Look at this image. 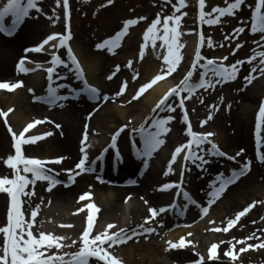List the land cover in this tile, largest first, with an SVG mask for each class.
<instances>
[{
	"label": "bare ground",
	"instance_id": "obj_1",
	"mask_svg": "<svg viewBox=\"0 0 264 264\" xmlns=\"http://www.w3.org/2000/svg\"><path fill=\"white\" fill-rule=\"evenodd\" d=\"M4 2H6V0H0V4ZM211 2L212 0H209L210 4ZM253 2H257V0H246V4L242 8V12L249 11V5L252 6ZM132 3L133 4L131 6H125L121 0H113V2L111 4L108 3V6H105L107 8L102 11L103 13H101L100 17H103V19L101 21H98L97 19H95L93 22L92 19L87 21L88 25H92L93 27L99 29L98 35L101 42L112 38L110 37L112 34L108 33L112 32L113 30H117V28L118 30L122 29L124 21L126 20H120L119 16L124 14L125 10L130 12L139 11L140 8L139 4H137L138 2ZM221 3L222 5H226L225 0H222ZM53 4L56 6L55 0L53 1ZM135 5H137V7H134ZM80 7L82 8V11L86 9L84 3H79V5H77L78 9ZM183 9L184 12L187 13V16L185 18L186 22L185 24H182V27H186L191 31L196 30L194 25L198 22L199 16L197 15L196 19L193 18L196 16L197 11L199 10L195 9L192 0L188 1L187 7ZM206 11H211V8L209 7L206 9ZM56 16L60 17L59 20H57L56 17L53 19L45 18L37 20V18L29 16L23 21V23L19 26V30L13 35L7 36L3 33H0V50H2L4 53L0 57V76L5 77L7 80L6 82L13 81L11 83H15L22 79L24 85L15 89L14 91H10V94L6 93L4 90H0V110H2L0 111V132L2 133L0 136V153L4 155L7 154L9 156V154H11L14 150L15 155L14 139L12 133L8 129L9 125L11 126V130L13 132L16 134H21L29 123H34L37 120L44 121V123L36 125L33 129L29 130L28 133H25L27 138L33 135L45 136L49 132L53 134L51 136H46L45 139H42L34 144L24 145L23 152L25 156L31 154V156L28 158H39L44 160L55 159L58 157H67V159H65L62 164L49 165V167L60 173L58 179L62 181L64 176L69 179L68 173L65 170L72 169L71 166L74 164L72 163L73 160L75 161V159L81 158L82 154L80 152L81 146L79 145V141L81 140V133L85 128V124H87V128H90L87 130L89 137L91 135L95 137L90 141L92 149L91 153L89 154L90 161L97 158L96 155H94L97 148L100 147L105 149L108 147L115 132L118 131L123 125L129 124V121H131V123L124 131L122 137H128L129 134L130 137H135L137 140V145L138 147L140 146L139 149H141V146L143 147L142 138L139 132L134 130L139 129L142 125L145 127L151 126L152 122L149 121L148 124L145 125V120H147V118L153 114V109L156 107L160 99H162L163 96L166 95L169 90H171V88L178 84H176L174 81H170L169 79H163L157 82L151 89L143 93L139 99L131 100V97L139 88L137 87V89H134V91L131 92V96L129 95V92L127 101L123 105H116L110 108L113 112L110 117L103 114L101 111L96 112L90 99H85L86 96L84 95L79 99L64 101V107L50 106L39 100L35 102L34 98L44 97L47 94L49 81L47 79L46 69L51 67V65L47 62L51 59L49 53L54 51L51 49V44L58 43L59 41H52L49 45H46V52L24 53V51L25 49H31L39 45L48 35L54 33L67 34L66 25H68L69 22L66 16V10L64 11L62 5L60 8L56 9ZM5 22L10 25L11 17L6 18ZM179 31L184 33L182 28ZM77 33L78 32H75L73 39L75 46L73 51L78 57L79 62L85 71L88 82L93 86H98L102 80L100 74L102 72L101 70L103 69V72L105 73L103 75H107L109 71L108 66L111 62H107L108 65L105 64L103 68L102 66L104 59L95 53L86 52L85 47H83L82 36H78ZM135 35L136 33L132 34L130 41L129 38L127 39L126 45H129L130 48H132L133 44H136V42L139 40V37ZM160 35H163V32L160 31ZM190 36L192 35H189V37L185 38L183 41L180 36V43L184 44V47L180 50V53L181 55L186 53V57H184V64H182L180 67L178 66L177 72L179 70H183L186 71L187 74L191 70V65L194 62L195 56L189 57V55L192 56L193 54L194 49L192 44L196 40L195 37ZM161 43L162 42L160 40H157V47L155 51H153L151 44L148 45L143 60L139 58V54H133L130 58H118L113 61L114 63L117 62V64L111 69H113V71H117L116 66L119 65L120 70L121 68H124L125 70L130 71L132 75L138 71V77L141 79V85L142 83L150 81L156 74L160 72L163 66L162 56L165 50L159 47ZM184 49L185 53L183 51ZM17 54L27 58L25 59V68L36 69L37 64L41 65V68H38L35 71L24 72V74L21 75L20 72L16 70L17 68H13L11 62L13 57ZM59 54L64 59H67L66 49H61ZM158 55L161 58L158 59ZM18 58H16V62L18 61ZM129 60L133 62L131 68L126 67ZM187 62H190L188 65L189 67L186 65ZM57 72L60 73V75H67L69 78L70 73H72L69 71V69L63 67L57 68ZM186 74H184L181 78L183 79ZM198 75L199 72H197V76L194 77L195 80L197 79ZM120 77H122V75H119V80ZM261 77L262 78L257 81L255 86L252 87V91H250V93L249 90H247L246 93L244 92L237 97L239 98L238 103L243 104L240 107V116L244 122L243 128L237 130L236 133L234 132L231 140L229 141L224 137V133L221 135L218 134L217 136L218 140L216 141L219 144L221 143L220 145L224 146V148L230 150L232 148H236V153L244 150L243 154L237 158L239 163L233 161L229 163L228 159H225L224 157L210 158L212 162L204 171H201L194 165H189V167H191V171H187V173H185L186 185H189L188 187H193L195 189L193 190L194 194L196 193L195 200L198 201L200 205L207 207V193L210 191L209 185L213 182L217 175L219 173L230 175L233 169H239L244 162L251 159L252 164L249 176L241 178L235 184L230 185L217 200V203L215 202L212 204H216L217 208L215 207L209 209L207 215L202 216L201 209L195 205H192L186 210L182 211V209H184V205L186 204L184 203L175 210L170 209L169 212L158 216L152 221L151 225H144V221L150 216V213L148 212L149 207L157 206L159 208L169 207L172 205L171 203L167 204V200L165 199L167 195H165L164 192L160 191L158 194L157 192L150 189L152 188L151 182H155V184H165L172 182L179 183L181 174L184 173L183 160L178 158L177 163L173 165L174 174H169L168 176L164 175V173L167 171L168 164L175 147L187 142L185 135L187 126L185 123L181 122V118L179 116L181 114H177L175 112L170 113L171 115L176 114L175 120L172 121L171 124V134L178 137V140L176 139V141L173 142L172 138H170L171 134H167V136L164 137L166 140L164 145L168 144L171 150L169 149V152L168 150L164 152L165 148H162V146L148 162L149 166L147 170L143 169L142 162H131L127 168L121 170V173H123L121 177L126 178V180H122L120 177H118V173H113L109 170L104 171V173L95 172V175L92 177L85 176L80 178L81 183H78L82 188H86L84 191H87L88 189V193H91V200L79 201L80 196L74 197L71 193V190L65 193L64 189L59 188L61 190L55 195L54 200L52 202L50 201L51 203H49L50 197H46L45 195V193L48 192L45 190L48 186L47 182H37L35 186V193H37L38 196H41V198H36L33 200L32 210H34L37 205L42 206V208H40L37 216V223L33 228L34 234H37V230L43 231L45 233H51L59 237H65L63 243L71 244V241H73V239L77 236H81L82 232L87 227V214H91V209L87 208V204L94 203L98 207L99 211L93 221L92 235L104 231L108 224L117 225V228L111 230L112 232L118 231L120 229H127L129 234L133 235L132 240H128L127 243H123V257L121 260L125 264H177V262L185 263L188 260H191L190 264L196 263L200 256H204V251L207 250L209 254L207 247L210 244V240H212L214 237V226L218 225L217 223H219V226H221V223L225 224L233 217L230 214H226V211L230 207L228 204L235 203L239 205V200L243 201L245 198L250 200L251 196L249 194L254 187H256L258 191L262 190V187H264V163L257 162V158L253 153V149L251 148L247 132V127L249 126L248 121L250 117L247 116L248 111L252 109L256 100H260L259 94L261 92L262 86H264V75H261ZM54 80L56 81V84L53 86H56L60 83L68 84L66 83V80H59L55 76ZM255 81L256 79L253 82ZM0 82H3V80H0ZM80 86L81 82L77 81V83H75L72 87L78 88ZM103 88L105 89L101 91L103 95H108L111 100L115 99V96L109 92V85H105ZM29 89H32L33 91L30 92ZM60 94L71 95V92L68 89H60ZM208 97L209 96H204V103ZM236 100L237 99L235 98L233 101L234 104L237 103ZM194 101L195 98L189 102V105L191 106ZM186 106H188L187 103ZM193 106H198V104ZM62 108L63 110H61ZM103 109L104 108L101 110ZM9 110L12 111L9 112ZM46 110L50 111V114H47L45 112ZM4 112H9L7 123L3 117ZM192 112V116L195 119L198 115L203 113L205 114L206 110L198 108L195 110L193 109ZM52 113L53 116H57L59 120L48 123V119ZM163 113L164 112L157 110L156 114L161 116ZM208 113L212 115L211 112ZM208 113H206L205 118L209 116ZM119 122L122 123L121 126H118ZM200 124L201 121L198 120L197 122H192L193 128L195 127L199 131H203V128H205L207 124L203 128L200 127ZM56 125H60V127H56ZM79 125L81 126V133L80 131L77 132L80 128ZM215 126V129L223 128L222 125L216 124ZM262 131L264 134V128ZM251 134L252 132L250 131L249 136ZM182 139L184 140L183 142ZM230 144L233 147H231ZM227 145L229 147H227ZM6 169L7 176L12 177L15 175L14 170L9 169L8 167H6ZM142 171L143 175H141ZM98 174L102 176L104 181L103 183L97 179ZM193 176L196 178L195 181H193L195 178L192 179ZM130 180H136L137 183L129 184ZM240 186L241 188L244 187L240 189L244 191H239ZM245 187L247 188L245 189ZM29 190H31V185L29 186ZM174 191H179V189L174 188ZM120 193L125 194L120 195ZM159 195L162 197V199L159 198ZM139 196H143L144 199H141ZM129 197H131V199H128ZM181 198H183V193H181ZM220 199L226 201L223 202ZM41 200H43V203H41ZM144 200H147L148 204H145ZM178 203L180 205L183 203V200H179ZM9 204V196L6 193H0V226H4L7 223ZM81 207L85 208V211L80 212L79 214H74L77 212V209ZM32 210L26 209L24 211L25 217L29 221L31 220ZM240 220L241 228L247 230V234L249 236H252L253 233H256V229L251 227L246 216L241 217ZM210 221L214 223H210ZM142 225L145 228L154 227L156 228V232L150 234L144 232L142 235H136V230L140 229L143 231L141 228ZM189 233H191V235H189ZM181 238L185 240L187 247L180 249H170L168 242L171 241L173 243H178ZM2 243L3 236L0 235V246H2ZM217 243L220 245L219 258L226 259L228 257V255H225V253H227V242L220 243V241H218ZM80 246L81 243L78 241L77 244L72 248H62L59 251L52 249L50 252L46 253V256L54 254L62 255L66 252H75ZM104 247L108 248V245H105ZM108 250L113 254V247L109 248ZM65 258L67 259L68 257ZM246 262L247 260H244L243 264ZM91 264H103V262L93 258L91 260ZM205 264L224 263H220L218 261H208L205 262Z\"/></svg>",
	"mask_w": 264,
	"mask_h": 264
},
{
	"label": "snow or ice",
	"instance_id": "obj_2",
	"mask_svg": "<svg viewBox=\"0 0 264 264\" xmlns=\"http://www.w3.org/2000/svg\"><path fill=\"white\" fill-rule=\"evenodd\" d=\"M41 0H6V2L0 4V33L4 35L11 36L13 35L18 27L23 23L25 18L30 16V12L35 10L37 13H41L43 10L38 6ZM87 2V0H85ZM113 0H108V3L111 4ZM171 2V0H169ZM226 7H214L210 12L205 11L206 9V0H199V21L201 26L207 24L208 26H214L221 22L223 17H232L235 16L237 11L242 10V7L246 4V0H225ZM56 8H60L61 5L66 10V16L68 19L67 34L54 33L48 35L39 45L31 48L25 49V52H35L41 53L46 52V45H49L52 41H59L58 43H52L51 49L54 51L50 52L49 55L51 59L47 62L51 65L46 69L47 79L49 81L47 94L44 97H36V100H39L43 103H46L50 106H59L64 107V101L71 99H79L81 95L88 96L89 99L99 101L101 99L100 90L90 84L87 80L85 71L81 66L78 57L75 55L70 41L72 40L71 32V8L70 0H55ZM173 13L167 15L163 19L162 31L163 35H160L161 29L158 25L161 24L160 14L158 13L156 18L151 21L150 25L147 27L143 39L144 44L141 45L139 51V58L143 60L145 55V50L148 47L149 42L151 43L153 51L157 47V40H160L162 43L159 45L160 48L164 49L165 52L162 56L163 66L158 74H156L150 81L143 83L136 90L135 94L131 97V100H137L141 97L143 93L151 89L157 82L165 79L168 76H171L178 68L180 62L183 60V56L180 53V50L184 47V44L180 43V36L183 34H193L182 33L179 31L181 26L182 16L187 15V13H182V15H176V12H179L180 9L187 7L186 0H176V3L172 4ZM249 8H252L249 5ZM56 9H53L55 13ZM11 17L10 25L7 24L6 18ZM52 19V17H48ZM59 16H56V19L59 20ZM146 19V17H138L135 19H128L124 21L122 29L116 33L112 38H109L102 43L96 46L97 50L107 49L110 53H114V49L121 46L122 39L128 35L129 28L138 24L141 20ZM171 22V26H170ZM242 24H247V21H241ZM245 32V27H237L234 29L233 35L243 34ZM251 34L255 35L257 33L262 34L261 39L255 41V43L264 47V0H257L254 11L251 17ZM231 36H226V40H230ZM238 39V36H237ZM205 34L203 30L199 33V46L202 50L205 47ZM207 46L209 48L214 47H224V44L216 45L211 39L208 40ZM243 44H237L236 50L232 52V55H235ZM59 49H66L67 59H64L59 54ZM254 55L245 60H237L232 63L230 66L226 65L224 61L229 59L228 56L223 58H207L202 54L201 51H197L194 62L191 65V70L186 74V76L180 81L178 85L171 88L166 95L158 102L156 107L153 109V114L150 115L147 120H145V125L151 121L150 127H145L142 125L139 129L134 130L138 131L142 141L143 148L136 149L135 154L136 158L143 163V169L147 170L149 166V161L153 158V155L166 143L164 137L171 132L170 124L175 120L174 115H167L164 118L159 117L156 113L157 110L165 113H175L177 108L181 109L184 113L183 123L187 125L185 135L189 138L186 143H183L175 147L171 159L168 164L167 171L164 173L165 176L169 174H174L173 165L177 163L178 158H181L183 153V164L184 171H191L189 165H194L196 168L201 171L205 170V166L210 164L212 161L210 158H219L224 157L233 162L239 163L238 156L243 154L244 150H241L236 154V156H229L227 153L222 151L220 147L211 139L215 134L200 133L194 131L191 121L189 119L188 108L186 107V101H191L194 97L199 100L200 104L204 103L202 96H197V93L200 89L208 91L209 89L214 90L215 87L219 84L233 82L238 78L240 68L245 64H252L253 61H256L259 57V63L252 67L249 74L244 77L245 88L247 85L251 84L254 79H256V73L259 71L260 75H264V51L257 52L256 49H253ZM158 59L161 58L159 55ZM26 57H22L17 65L18 71L28 72L35 71L41 67L37 64L36 69H28L23 67L24 60ZM203 61V63H202ZM132 61L130 60L126 67H132ZM63 67L69 69L73 73L75 79L78 82H81V86L76 88L72 87L70 84L60 83L56 86V81L54 76L59 80H68L67 75H60L57 72V68ZM199 71L198 79L194 81V77L197 76ZM116 70L119 71V65L116 66ZM115 72L109 75L107 78L111 80ZM139 74L135 73L132 76V80L135 81L138 79ZM23 82L17 81L15 83L11 82H0V90L14 91L15 89L22 87ZM128 81L125 80L122 82L119 90L114 94L115 97L121 96L127 87ZM60 89H69L71 95L60 94ZM32 92V89H29ZM185 93L187 94L185 96ZM102 99L108 101L110 97L108 95H103ZM131 102V101H129ZM221 103H223V97H221ZM213 109L218 111L216 105L210 106ZM230 107V105H229ZM2 111V110H0ZM12 110H9V112ZM9 112H4L3 117L7 123V118ZM91 115V114H89ZM213 117L209 115L207 119L203 120L200 124V127L203 128ZM256 122V157L257 162L264 163V152H261L262 142L260 137V131L262 124H264V101L261 102L259 107V112L257 115ZM44 123V121L37 120L34 123H29L23 132L17 135L11 130L9 125V131L12 133L14 139V149L15 155H9L4 161L6 167L14 170L15 175L3 176L0 177V193H6L10 198L9 210L7 214V223L4 226H0V235L3 236V243L0 246V264H91V260L94 258L98 261H102L103 264H121V260L113 255L108 249L114 247L117 244L127 243L128 240L133 239V235L129 234L127 229H120L118 231L112 232V229L117 228L115 224H108L107 228L99 232L98 234L92 235L93 233V221L96 218V214L99 209L94 203H88L87 208L91 209V214H87V227L82 232L80 236L81 246L75 252H66L62 255L54 254L46 256L47 252H50L52 249L59 251L62 248H72L77 244L76 240H73L71 244H65L63 241L65 237H59L51 233H45L43 231H38L37 234H34L33 228L37 223V216L40 211V206L37 205L34 210L31 212V220L29 221L25 217V213L22 210L26 200L23 198H30L34 196L35 186L37 182H47L46 191L51 192L54 187L59 184H64L65 187L70 186L72 183H75L76 177L84 173H94L97 171V164L102 162L105 158V154L109 149H115L120 160H123V156L120 154V151L117 147V141L120 138L121 134L129 127V124L123 125L111 138V143L103 150L100 156L96 159L91 160L89 158V153L87 149L91 147L88 141V131L87 124H85V131L83 133V138L81 140V158L73 169H66L68 173V182L61 181L58 179L60 176L59 172H56L49 165H58L62 164L67 157H58L55 159H39V158H28L24 155L23 146L34 144L42 139H45L46 136H51L53 133L49 132L45 136L33 135L29 138H25V133H28L29 130L33 129L36 125ZM60 127V125H56ZM251 159L244 162L239 169H233L230 175H225L224 173H219L213 182L209 185L210 191L207 193V207L200 205L189 192L184 188L185 184V175L181 174L179 183H165L161 185L157 190L158 191H170L174 188L179 189L176 193L177 203H173L169 207H149L148 212L150 216L144 221V225H151L152 221L155 220L158 216L163 213L169 212V210H175L179 207L178 201L180 200L181 193H183V198L187 202L184 205L186 210L188 207L195 205L201 209L202 216L207 215L209 207L218 200L222 194L227 190V188L236 183L241 177L245 176L251 170ZM143 175V171L141 172ZM97 179L100 182H104L102 176L97 175ZM136 180H130L129 184H136ZM31 185V190L29 186ZM128 199H131L129 197ZM141 199H144L141 197ZM91 200V193L82 194L79 197V201ZM43 203V200H41ZM49 203H51L49 201ZM145 204H148L147 200H144ZM256 202H253L252 205L245 207L242 211L238 212L234 220H229L227 226L222 229L224 232H228L229 229L235 225L241 217L245 216L255 205ZM85 208L81 207L77 209V212L74 214H79L84 212ZM210 223H214L210 221ZM63 226V225H62ZM143 231L140 229L136 230V235H142L144 232L154 233L156 228L141 226ZM215 231H221L220 228L214 229ZM191 235V233H189ZM255 237L257 240L260 237L255 236V233L252 236H249L245 239L238 241L237 243L245 244L247 240H251ZM170 249H180L187 247L185 240L180 239L178 243L168 242ZM223 243V242H222ZM108 245V248L104 246ZM218 244H212L209 249V257L212 261L218 260ZM233 249L235 244H233ZM248 248H264V242L259 245H247ZM245 248H241V252L245 251ZM199 255V254H197ZM225 255L232 256V251L225 253ZM65 257H68L67 259ZM235 259V257H233ZM196 264H205L204 256H200L199 260L196 261Z\"/></svg>",
	"mask_w": 264,
	"mask_h": 264
},
{
	"label": "rangeland",
	"instance_id": "obj_3",
	"mask_svg": "<svg viewBox=\"0 0 264 264\" xmlns=\"http://www.w3.org/2000/svg\"><path fill=\"white\" fill-rule=\"evenodd\" d=\"M54 0H41V2L39 3V7L43 10L41 13H37L35 10H32L30 12V16H33L35 18H37V20L40 19H45L48 17H52V19L55 17L56 13L53 12L54 4H53ZM78 2H80L81 0H77ZM101 1V3L99 4H93V2H85V0H83L84 4H86V10L83 13H77L76 10H79L82 8L80 7L79 9L76 8V10L74 11V27L77 30V34L78 36H82V43H83V47H85V51L88 53H95L96 55H100L104 60H103V68L105 66V64L108 65L109 61L111 63H109L108 66V74L107 75H103L105 74L103 72V69L101 70L102 72V87H100V92L105 90L103 87L105 85H109L110 86V90L109 92H111V94H115L118 90L119 87L121 86L122 82L127 80L128 84L126 87L125 92L118 97H115V99H110L108 101H104L102 99L103 97V93L101 92V99L99 101H93L91 100V103L93 104L96 112H103V114L107 115L108 117H110L113 112L112 109H110L111 107H114L116 105H123L126 101H127V97L128 94L130 92V96L132 95L131 92L134 91V89H137V87H139L141 85V79L138 77V79H136L135 81L132 80V75L130 71L125 70L124 68H121V70L119 69V71H113V69H111L112 67H114L116 63H114L113 61L118 59V58H130L133 54H139L140 51V47L142 44L145 43L144 39H143V35L147 29V27L150 25L151 21L154 20L157 16V14H160V19H161V24L158 25V27L160 29H162V25H163V19L165 16L167 15H171L173 13V7L172 4L176 3V0H171V2H169V0H121L122 3H124V5L126 6H131L134 2H138L137 4H139V11H128L125 10L124 14H121L119 16L120 20H128V19H135L138 17H146V19L141 20L138 24L131 26L129 28V33L128 35H126L122 41H121V46L114 49V53L112 54L110 53L107 49H102V50H97L96 46L100 43H102L99 40V29L93 27L92 25H88L87 21L89 19H92V22L95 21V19H97L98 21H101L103 19V17H100L101 13H103L102 11L105 10L108 6L107 2L108 0H99ZM96 1V2H99ZM222 0H212L211 2V10L214 7L220 6V7H226V5H222ZM95 3V2H94ZM255 2L252 3V8H250L249 11L247 12H242V10L237 11L235 16L232 17H223L221 18V22L217 25L214 26H208L207 24L205 25V31H208V35L209 38H206V42H205V47L202 50V54L204 56H206L207 58H223L225 56H228L229 59L227 61H224V63L226 65H231L232 63L236 62L237 60H247L249 57H251L252 55H254L253 49H256L257 52L259 51H264V47H261V45L255 43V41H258L261 39V35L262 34H251L250 32V27H251V17H252V13L254 11L255 8ZM79 4V3H76ZM134 7H137V5H135ZM56 9V8H55ZM128 9V8H127ZM56 12V11H55ZM180 12H176V15H180ZM241 21H247V24H242ZM181 24H184V21L181 20ZM170 26H171V22H170ZM237 27H245V32L243 34H235L233 35L234 29H236ZM182 28V27H181ZM180 30V29H179ZM120 30H113L112 32L108 33V34H112L110 37H114L116 35L117 32H119ZM183 31H185L183 29ZM187 32H189V30L186 29ZM185 31V32H186ZM138 32V33H137ZM161 32H163L161 30ZM133 33H136L135 36L139 37V40L136 42V44L134 43L132 48H130L129 45H126L127 39L129 38L130 41V37L132 36ZM185 34L181 35L182 41L185 39ZM226 36H231L232 38L230 40H226L225 37ZM238 36V39H237ZM98 38V39H97ZM211 39V41L216 44H224V47H214V48H209L207 46L208 40ZM128 41V42H129ZM133 42V41H132ZM138 43V44H137ZM264 43V42H262ZM151 43L149 42L148 45H150ZM237 44H243V47H241L238 51H236L235 55H232V52L236 50ZM147 50V48H146ZM145 50V51H146ZM185 53V51H184ZM3 51L0 50V57L1 55H3ZM20 56V54H17L16 56L13 57L12 59V66L13 68H16V58H18ZM183 56V60L180 62L179 67L184 64V57H186V53L182 55ZM108 60V61H107ZM130 61V60H129ZM108 62V63H107ZM113 62V64H112ZM259 63V57L256 61H253L252 64H248L245 63L239 71L238 74V78L233 81V82H228V83H223V84H219L215 87L214 90L209 89L208 91H204L202 95L203 98L204 96H209L208 99L206 100V102L204 103V105L202 106V104H200L199 100L196 99L195 97V102L194 105L198 106H194V110L195 109H202V110H206V113L211 112L212 113V119L208 122L207 126L205 127V131L214 133L215 135L213 136L215 139L218 140V134H223L224 133V137L227 138V140H231V137L233 136L234 132L236 133L237 130H240L241 128H243L244 122L242 120V117L240 116V107L243 104H239L238 103V99L237 98L240 94H243L244 92L246 93L247 90L252 91V87L255 86V84L258 81V77H260L261 75L259 74V71H257L256 75V81L253 82L249 85H247V87L245 88V81H244V77L246 75L249 74L250 70L252 67L256 66ZM113 72H115V75L113 76V78L111 80H109L107 77L109 75H111ZM120 72V73H119ZM20 73L22 74L23 71H20ZM137 73L139 74V72L137 71ZM185 74V72L183 70H179L177 72V70L171 75L168 76L169 78L171 77V79L175 82L180 81L181 77ZM119 75H122V77H120L119 80ZM141 75V74H140ZM73 76L72 73H70V78ZM0 80H3L4 82H6V78L0 76ZM8 82H13V81H8ZM143 84V83H142ZM107 89V87H106ZM262 92V93H261ZM261 92L259 94L260 96V100L259 101H255L253 104L252 109H250V111H248V115L249 117V126L248 128V137H249V142L252 148V144H253V140L256 139L255 136H253L252 134L249 136L250 131L252 132V130L256 129V122H257V115L259 112V107L262 101H264V86H262ZM221 97H223V103H221ZM237 99V103L235 101L236 104L233 103L234 99ZM27 99V98H26ZM28 100V99H27ZM27 104V103H25ZM200 105V106H199ZM211 105H216V107L218 108V111L216 109L211 108ZM230 105V107H229ZM246 105V104H245ZM1 108V107H0ZM3 108V105H2ZM102 108H104L103 110H101ZM63 110V109H61ZM67 111V110H65ZM65 111H61V112H65ZM46 113L48 112L50 114V111H45ZM57 112V111H56ZM60 112V113H61ZM55 113V112H54ZM206 113L198 115L197 119L198 120H205L207 118L206 117ZM208 115H210V113H208ZM165 116H167L166 113L163 114V116L161 118H164ZM202 118V119H201ZM48 123H52L55 122L58 119L57 116H53L52 115L49 117L48 119ZM118 126H121L122 123H118ZM222 125V129H215V125ZM103 125V124H102ZM263 125V124H262ZM117 126V125H116ZM114 126V127H116ZM79 129L77 132L80 131L81 133V126L79 125ZM4 132V131H3ZM84 131H82L83 133ZM81 133V135H82ZM2 135V133L0 132V136ZM77 137V134H76ZM229 137V139H228ZM78 140V138H77ZM79 141V140H78ZM231 147H233L230 144ZM227 147H229L227 145ZM226 151L229 153V156H235L236 153V148H232L227 149L225 148ZM264 152V150L262 151ZM9 155H13L12 153ZM31 156V155H30ZM8 155L7 154H1L0 153V177L3 176H7V169H6V165L4 163V161L7 159ZM78 158L75 159V161L73 160L72 163L73 166H71V168H75V165L78 163ZM77 161V163H76ZM209 165V164H208ZM208 165L205 166V169H207ZM4 168V169H2ZM83 175H88V173H84L81 176L83 177ZM193 175V174H192ZM195 178L194 176L192 177V179ZM196 178L193 180L195 181ZM63 181H67V179ZM198 181V179H197ZM81 183V181H79ZM152 183V188H150L153 191H157L158 187L160 185L155 184V182H151ZM83 185V184H82ZM243 185V184H242ZM241 185V186H242ZM239 188V191H244V190H240L244 187ZM251 187V186H250ZM64 189L65 193L69 190H71L72 195L74 197L76 196H81L82 194H85L88 192L84 191V189L86 188H82L80 186V184H76L75 187H71L72 189L66 188L64 186V184H60V186H56L52 189L51 192H46L45 195L46 197H50L49 201H53L54 197L56 194L59 193V191L61 189ZM247 187H245L246 189ZM249 188V186H248ZM263 189L258 191L256 187L253 188V190L250 191V200H247V198H245L243 201L239 200L240 203L235 204V203H230L228 204L229 209L226 211V214H230L233 217L230 220H234L235 216L238 212L242 211L245 207H248L249 205H252L253 202H256L255 205L253 207H251L250 211L248 213L245 214V216L247 217V220H249V223L251 225V227H254L256 229V233L255 236L260 237L259 240H257L255 237H253V239L251 240H247L245 244H240L237 243L238 241L245 239L247 237H249V235L247 234L248 231L244 230L241 228V223L239 221H237L235 223L234 226H232L228 232H222V229L224 227L227 226V222L225 224H220L221 226H219V223H217L218 225L214 226L213 229L216 228H220L221 231H215L214 237L212 240H210V244L212 245V242L216 241H220V243L222 242H227V248L226 251H232L233 255L232 256H228L226 259H220L218 257L219 262L224 263V264H243L244 260H247V262L245 264H264V248H259V247H254V248H248L247 245H259L260 243L264 242V187H262ZM126 193V192H125ZM125 193H120V195L125 194ZM139 197H143V196H139ZM40 199L41 196H38L37 193L32 196L29 200V198L25 197L23 198L24 200L27 201V203H25L24 205V209H28V210H32L33 209V200L34 199ZM221 201H223V199H221ZM226 201V200H224ZM223 201V202H224ZM242 201V202H241ZM232 205V206H231ZM40 206V205H39ZM155 206V205H154ZM215 205H212L209 209L211 208H215ZM40 208H42V206H40ZM217 208V207H216ZM200 213V211H199ZM241 219V218H240ZM223 225V226H222ZM234 229V230H232ZM219 245V243H217ZM233 244H235V248L233 249ZM208 251L210 249V245H208ZM122 244H118L114 247L113 253L114 255H116L117 257H123V252H122ZM241 248H245L246 250L241 252ZM220 245L217 249L218 252V256L220 254ZM118 255H117V254ZM208 254L207 250L203 252V255L205 257V259H210L206 256V254ZM209 255V254H208ZM235 257V259L233 258ZM122 264H125L124 262H122Z\"/></svg>",
	"mask_w": 264,
	"mask_h": 264
}]
</instances>
